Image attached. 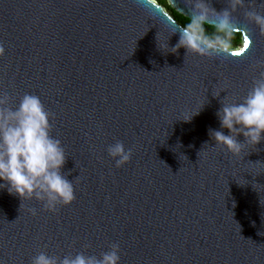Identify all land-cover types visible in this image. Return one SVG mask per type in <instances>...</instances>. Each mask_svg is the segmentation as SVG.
<instances>
[{"label": "water", "instance_id": "obj_1", "mask_svg": "<svg viewBox=\"0 0 264 264\" xmlns=\"http://www.w3.org/2000/svg\"><path fill=\"white\" fill-rule=\"evenodd\" d=\"M249 2L233 13L249 47L205 58L172 52L182 26L155 0H0V93L13 110L40 97L75 191L53 212L0 189V264L41 251L99 259L113 243L119 264H264V140L233 156L209 135L224 96L240 100L259 77ZM167 3L189 19L186 0ZM117 141L132 150L121 167L107 152Z\"/></svg>", "mask_w": 264, "mask_h": 264}, {"label": "clouds", "instance_id": "obj_2", "mask_svg": "<svg viewBox=\"0 0 264 264\" xmlns=\"http://www.w3.org/2000/svg\"><path fill=\"white\" fill-rule=\"evenodd\" d=\"M138 2L144 4V0ZM186 3L189 21L180 28V38L172 52L183 47L186 54L228 58L249 47L251 41L245 32L251 35L250 30L239 26L233 18V13L244 7L246 0H228V7L220 12L211 6V0H186ZM247 4L250 10L244 13L246 19L264 35V13L257 11L255 0ZM259 5H264V0ZM206 25L214 29L211 34ZM237 33L243 35L244 41L239 50L233 46ZM167 41L164 46L168 49ZM3 54L4 47L0 45V56ZM250 68L254 72L260 69L259 77L254 78L251 89L240 100L224 96L216 112L221 130H209V135L215 141L214 146H223L233 156L240 155L246 145H257L264 140V60H253ZM222 91L225 90L212 95L219 97ZM8 103L7 93H0V189L7 188L10 194L21 200L40 201L53 212L58 205H69L75 199L74 184L62 172L67 156L61 141L51 135L52 113L46 110L40 97L35 94L23 95L15 110L8 107ZM200 109L181 119L190 121ZM223 129H227L228 134ZM240 135L244 137L243 142L237 138ZM107 152L117 167L129 162L132 155V150L126 149L121 141L111 144ZM31 212L36 214L34 208ZM119 261V244L113 243L111 250L102 253L99 259L82 252L60 259L41 251L32 258L31 264H119Z\"/></svg>", "mask_w": 264, "mask_h": 264}, {"label": "trees", "instance_id": "obj_3", "mask_svg": "<svg viewBox=\"0 0 264 264\" xmlns=\"http://www.w3.org/2000/svg\"><path fill=\"white\" fill-rule=\"evenodd\" d=\"M155 1L157 2V4L163 6L166 9V11H168L173 16V18L176 20V22L180 24L182 27L188 23L189 19L183 17L182 15L172 10L170 6L168 5L167 0H155ZM205 27L207 28L209 34H211L214 30L212 27L208 25H206ZM241 39L242 38L240 34L235 35V38L233 40V46L235 49L241 47V44H242Z\"/></svg>", "mask_w": 264, "mask_h": 264}, {"label": "snow or ice", "instance_id": "obj_4", "mask_svg": "<svg viewBox=\"0 0 264 264\" xmlns=\"http://www.w3.org/2000/svg\"><path fill=\"white\" fill-rule=\"evenodd\" d=\"M241 53H236L235 54V57H239Z\"/></svg>", "mask_w": 264, "mask_h": 264}]
</instances>
